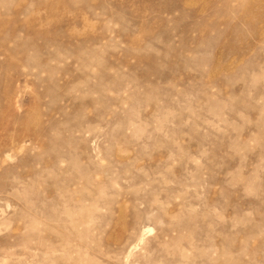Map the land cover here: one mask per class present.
I'll list each match as a JSON object with an SVG mask.
<instances>
[{"label": "rangeland", "instance_id": "rangeland-1", "mask_svg": "<svg viewBox=\"0 0 264 264\" xmlns=\"http://www.w3.org/2000/svg\"><path fill=\"white\" fill-rule=\"evenodd\" d=\"M0 264H264V0H0Z\"/></svg>", "mask_w": 264, "mask_h": 264}]
</instances>
